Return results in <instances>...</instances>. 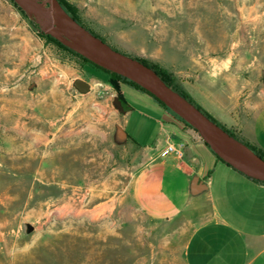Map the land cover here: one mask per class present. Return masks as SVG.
Wrapping results in <instances>:
<instances>
[{
	"label": "rangeland",
	"instance_id": "1",
	"mask_svg": "<svg viewBox=\"0 0 264 264\" xmlns=\"http://www.w3.org/2000/svg\"><path fill=\"white\" fill-rule=\"evenodd\" d=\"M67 1L120 52L151 63L161 55L160 66L181 89L197 62L264 88V0ZM36 25L44 33L20 4L0 0V264H185L184 221L151 220L132 200L133 176L147 153L125 139L121 127L88 132L74 115L75 80L103 72L41 36ZM56 63L71 70L68 84H61L70 121L63 128L55 99L41 97L53 84L38 87L34 72L27 100L49 106L38 114L36 131L12 138L7 112L20 78L10 71ZM129 86L123 87L133 108L127 133L141 146L152 144L165 112ZM166 111L173 124L195 131ZM39 133L43 141L28 144Z\"/></svg>",
	"mask_w": 264,
	"mask_h": 264
},
{
	"label": "crops",
	"instance_id": "2",
	"mask_svg": "<svg viewBox=\"0 0 264 264\" xmlns=\"http://www.w3.org/2000/svg\"><path fill=\"white\" fill-rule=\"evenodd\" d=\"M152 60L163 65L159 54ZM19 65L26 66L27 60L22 59ZM208 67L197 62L185 72L184 90L220 124L264 155V88L243 83L234 72L216 73ZM10 72L20 78L12 91L15 100L7 112V128L14 132L10 136L17 139L22 131L25 135L36 131L33 124L41 120L38 114H44L49 106L47 100L41 106L27 100L33 95L34 83L30 80L34 72L38 74V87L53 84L41 97L55 99L53 107L63 116L64 128L70 118L64 117L68 97L61 84H68L71 70L56 63L46 64L42 70L20 68ZM80 79L90 85L87 93L74 87L72 95L74 115L82 130L95 133L121 127L125 139L147 153L146 162L133 176L132 200L151 220L184 221L188 229L183 252L185 264H264V182L250 179L221 162L196 131L173 124L171 116L157 102L158 106L155 103L153 106L165 112L158 121V135L152 144L139 145L127 133L133 114L123 92V87L128 85H121L124 105L129 107L125 111L105 75ZM42 138V133L35 134L28 144L38 145ZM173 144L182 147V156L166 151Z\"/></svg>",
	"mask_w": 264,
	"mask_h": 264
},
{
	"label": "water",
	"instance_id": "3",
	"mask_svg": "<svg viewBox=\"0 0 264 264\" xmlns=\"http://www.w3.org/2000/svg\"><path fill=\"white\" fill-rule=\"evenodd\" d=\"M14 1L37 18L45 34L95 65L121 75L151 93L189 124L222 161L246 177L264 182V159L249 145L230 135L194 108L182 95L168 86L153 69L134 57L113 49L91 33L66 11L59 0ZM74 86L81 93L90 90V85L82 79L75 80ZM118 103L121 105L119 100Z\"/></svg>",
	"mask_w": 264,
	"mask_h": 264
},
{
	"label": "trees",
	"instance_id": "4",
	"mask_svg": "<svg viewBox=\"0 0 264 264\" xmlns=\"http://www.w3.org/2000/svg\"><path fill=\"white\" fill-rule=\"evenodd\" d=\"M59 2L61 3V5L66 9V11L76 20L78 21L82 26H84L86 29H88L91 33H93L94 35H96L97 37L101 38L104 42L108 43L104 38L100 37L99 35H97L95 32H93L91 29H89L80 19L79 14H78V9L77 7H75L74 5H72L70 2H68L67 0H59ZM36 28L38 29V32L41 36L47 38L50 42H53L54 44L58 45L59 47H61L62 49L68 51L69 53L78 56L79 58L83 59V61H85L86 63L92 65L93 67H95L96 69L100 70L103 72V75L106 76V78L108 79L109 83L114 87V89L117 91L118 93V97L119 100L122 102L123 104V108L125 111L129 110V107L124 105V97L121 93V85L122 84H127L130 85L131 87L135 88L136 90H139L143 93H145L146 95H148L149 97L153 98L162 108L169 110L162 102H160L158 99H156L151 93H149L148 91H146L145 89H143L142 87H140L139 85H137L136 83L129 81L128 79L122 77L121 75H118L116 73H113L111 71L105 70L97 65H95L94 63H92L91 61L87 60L86 58H84L83 56L79 55L78 53H76L75 51L71 50L70 48L66 47L65 45H63L62 43H60L58 40H56L55 38L43 33L42 31L39 30L38 25H36ZM113 47V46H112ZM113 49L117 50L116 48L113 47ZM119 51V50H118ZM128 55V54H127ZM135 59L141 61L142 63H144L146 66H148L149 68L153 69L155 72L158 73V75L166 82V84L168 86H170L172 89H174L176 92H178L180 95H182L192 106H194V108H196L197 110H199L200 112H202L204 115H206L208 118H210L212 121H214L215 123H217L219 126H221L223 129H225V131H227L230 135L236 137L237 139L242 140L235 132L231 131L230 129L226 128L224 125L220 124L213 116H211L206 110H204L197 102L194 98H192L184 89H181L175 82V78L173 76L172 73H170L168 70H166L165 68H163L162 66H160L159 64L156 63H151L146 59L143 58H138V57H134ZM183 123H185L186 125H188L189 127H191L189 124H187L185 121H183L182 119H180ZM192 128V127H191ZM243 141V140H242ZM244 143H246L245 141H243ZM247 145H249L248 143H246ZM250 146V145H249ZM250 148H252L256 154H258L260 157H262L264 159V155L257 151L254 147L250 146ZM216 155V154H215ZM216 157L223 163H225L224 161H222L217 155ZM226 165H228L227 163H225ZM229 166V165H228ZM231 167V166H230Z\"/></svg>",
	"mask_w": 264,
	"mask_h": 264
},
{
	"label": "built area",
	"instance_id": "5",
	"mask_svg": "<svg viewBox=\"0 0 264 264\" xmlns=\"http://www.w3.org/2000/svg\"><path fill=\"white\" fill-rule=\"evenodd\" d=\"M168 153H174L178 156H182V147L181 146H176V145H169L166 150Z\"/></svg>",
	"mask_w": 264,
	"mask_h": 264
}]
</instances>
